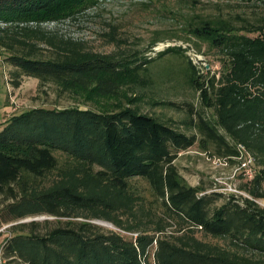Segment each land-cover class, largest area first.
<instances>
[{
  "label": "trees",
  "instance_id": "trees-1",
  "mask_svg": "<svg viewBox=\"0 0 264 264\" xmlns=\"http://www.w3.org/2000/svg\"><path fill=\"white\" fill-rule=\"evenodd\" d=\"M99 3L0 0V56L13 69L12 87L31 77L96 105L36 107L7 118L0 131V227L7 225L10 235L0 248L1 264H264V208L255 201H264V18L236 26L191 16L187 36L176 39L193 38L217 54L216 78L204 76L205 67L194 65L181 45L129 60L43 28L76 21ZM48 49L52 57L45 58ZM167 54L187 59L184 82L200 98L198 110L184 104L182 125L190 133L141 113L122 92L126 79L143 84L147 65ZM195 146H212L236 166L250 156L256 173L239 187L249 198L190 186L175 162ZM137 179L146 182L150 198L134 187ZM39 216L52 219L23 222Z\"/></svg>",
  "mask_w": 264,
  "mask_h": 264
},
{
  "label": "rangeland",
  "instance_id": "rangeland-1",
  "mask_svg": "<svg viewBox=\"0 0 264 264\" xmlns=\"http://www.w3.org/2000/svg\"><path fill=\"white\" fill-rule=\"evenodd\" d=\"M212 16L233 20L236 26L245 22L255 23L264 18V0H100L97 7L87 10L76 21L67 20L58 24L43 25L51 32H58L64 39L80 41L84 47L94 53L102 55L112 54L116 58L143 56L154 58L156 52L163 51L167 45L183 46L189 48L185 56L198 68L204 76H211L218 72L220 64L212 50L205 43L190 38L176 39V36L186 37L185 28L191 16ZM109 35H114L118 41L115 43ZM251 37L256 34L249 35ZM159 39V40H157ZM153 42L159 43L150 49ZM46 46V45H44ZM45 48V47H44ZM50 49L43 53L45 58L52 57ZM153 50V51H152ZM133 64H131L132 70ZM187 59L183 56L167 54L160 59H155L146 67V77L142 84L135 78L126 79L122 92L126 97L135 99V104L141 113L159 118L164 122L174 125L177 129L190 133L182 125L187 116L190 104L193 110H198L200 98L184 82ZM13 69L4 63V56H0V131L9 115L19 113L36 107L63 109L77 106L80 108H94L92 101L72 92H62L53 82L39 86V81L31 77H22L20 87L14 89L11 81L14 80L9 72ZM144 73H142L143 75ZM173 102L179 104L181 109L175 110L169 106L156 103ZM111 104V103H110ZM62 159L60 154H55ZM175 165L190 186L201 185L207 192L216 191L228 195L231 193L244 198H249L241 190L243 179L235 172L236 165L227 163L219 158L211 146L208 150H200L197 146L179 154ZM137 191L150 198L149 187L143 180H134ZM264 208L263 200H255ZM52 218L39 216L26 220H44ZM95 224L106 230H112L125 237H134L119 231L113 225L94 221ZM174 226L168 227L167 232H173ZM7 225L0 227V248L9 237ZM196 237L209 244L218 245L229 249L227 241L205 237L200 233ZM1 264V261H0Z\"/></svg>",
  "mask_w": 264,
  "mask_h": 264
},
{
  "label": "built area",
  "instance_id": "built-area-1",
  "mask_svg": "<svg viewBox=\"0 0 264 264\" xmlns=\"http://www.w3.org/2000/svg\"><path fill=\"white\" fill-rule=\"evenodd\" d=\"M158 46V44L156 45ZM169 45H167L168 47ZM155 49V48H153ZM240 159V160H239ZM238 161H240V163H238L237 167L235 168V172L236 173H239V175L242 177V179H244L245 181H249L251 180L255 173H256V170L254 169L253 167V159L250 157V156H245V157H242L239 158ZM234 192L229 191V194L231 193H236L237 191L236 190H233Z\"/></svg>",
  "mask_w": 264,
  "mask_h": 264
},
{
  "label": "water",
  "instance_id": "water-1",
  "mask_svg": "<svg viewBox=\"0 0 264 264\" xmlns=\"http://www.w3.org/2000/svg\"><path fill=\"white\" fill-rule=\"evenodd\" d=\"M27 221H30V220H26V221H23V222H27Z\"/></svg>",
  "mask_w": 264,
  "mask_h": 264
}]
</instances>
